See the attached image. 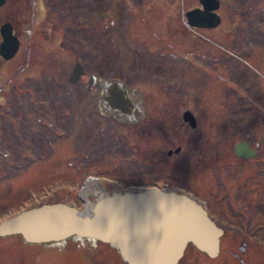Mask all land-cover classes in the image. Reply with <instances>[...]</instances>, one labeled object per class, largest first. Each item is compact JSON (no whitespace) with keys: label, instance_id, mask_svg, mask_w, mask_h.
Listing matches in <instances>:
<instances>
[{"label":"rangeland","instance_id":"374dc122","mask_svg":"<svg viewBox=\"0 0 264 264\" xmlns=\"http://www.w3.org/2000/svg\"><path fill=\"white\" fill-rule=\"evenodd\" d=\"M32 1L5 0L0 8V25L29 13L28 21H17L21 35L16 54L0 59L1 78L32 79L39 94L33 93L32 101L24 91L2 100L7 110L0 113V220L50 200L60 199L81 210L102 194L156 185L190 193L208 206L212 219L219 225L229 224L230 232L243 241L264 239V209L257 208L264 204V160H252V187L241 193L243 199L237 198L236 206L243 212L239 214L222 202L217 167L202 166L193 159L185 163L183 152L173 153L178 145H186L198 152V161L213 162L224 154L222 148L247 135L253 144H264V0H252V45L240 43L249 29L243 17L249 11L238 0H221L220 24L193 31L191 36L171 17L182 18V0L175 5L167 0L148 3L155 4L156 13L146 7L143 14L153 17L156 36L145 32L134 12L129 15V9H137V0H54L36 12L35 19L29 11ZM19 8L15 14L13 10ZM61 9L64 15L57 13ZM167 26L174 33L171 39L164 38ZM169 47L174 50L159 53ZM77 61L85 73L75 85L68 77ZM154 63L161 72L153 70ZM91 76L98 81L92 84L95 89L88 90ZM38 78L47 79L49 85L38 83V88L34 84ZM115 79L129 90L138 111L147 113L144 124L136 121L137 109L130 123L124 114L105 107L103 84ZM22 85L18 83L17 88ZM56 90L62 94L58 99L53 98ZM42 99L47 100V109ZM185 110L195 115L198 130L183 125ZM169 123L178 129L171 130ZM42 125L47 129L40 139L34 129ZM227 169L232 176L227 187L240 191L236 177L244 173L241 164ZM90 177L97 180L95 191L80 194ZM170 182L175 186H169ZM13 241L0 238V254ZM247 248L249 252L254 247ZM259 248L264 251V242ZM192 254L198 256L194 264H213L196 251ZM15 259L10 255L3 264H17ZM55 262L34 257L30 263H63ZM96 264L118 263L112 257H99Z\"/></svg>","mask_w":264,"mask_h":264},{"label":"water","instance_id":"95a60500","mask_svg":"<svg viewBox=\"0 0 264 264\" xmlns=\"http://www.w3.org/2000/svg\"><path fill=\"white\" fill-rule=\"evenodd\" d=\"M4 2L0 0V6ZM201 3L203 11L193 9L187 13L188 24L205 28L220 24L217 13L220 1L201 0ZM0 35V55L8 60L16 54L19 38L9 21L0 25ZM84 73V65L77 61L68 78L76 83ZM94 82L95 76H91L89 89ZM103 86L105 107L133 119L138 104L122 82L112 80ZM183 119L196 126L190 110L184 111ZM235 152L246 158L254 155L246 141H240ZM87 206L86 203L80 210L58 201L18 211L0 221V237L20 235L27 243L54 247L65 245L67 239L79 246L85 242L96 246L102 241L114 248L125 264H177L189 245L209 257L219 253L222 229L210 218L205 205L186 193L154 185L136 186L102 194L90 210Z\"/></svg>","mask_w":264,"mask_h":264},{"label":"flooded vegetation","instance_id":"af4514ba","mask_svg":"<svg viewBox=\"0 0 264 264\" xmlns=\"http://www.w3.org/2000/svg\"><path fill=\"white\" fill-rule=\"evenodd\" d=\"M67 1H71V0H67ZM137 1L139 2V4H137V7L135 6L137 8L136 9L137 11L134 10L133 8H131V9L128 10L129 15L131 14V16H132V14L134 12L133 15L136 14V16L138 18L142 19V23L144 24L145 32H146V30H148V32H150L153 36H156V31H152V29H154L153 25L155 23V22L152 21L153 17L148 19L143 14L144 13L143 10L146 7H150L152 9V10H150V12L153 11L154 14L156 13V9H154V8H156L155 4L148 5L149 2L154 1V0H137ZM155 1L157 3L159 2V0H155ZM219 1H220V5H221V0H219ZM32 2H33V4H31L29 11H30V15L32 16L31 18L35 19L36 18V14L35 13L40 11V10H42L45 7L46 8L49 7V5H52L54 3V0H53V2L50 1V0H33ZM58 2H60V1H58ZM174 2H176V0H167V1H165V3L170 4V5H175ZM238 2L242 3L243 6H245V5L248 6V11H249V15L248 16L247 15L243 16L244 18H246L245 22H247L249 29H248V31L246 33V36H244L245 41L240 40V43L249 44V45L251 44L252 45V0H238ZM181 3H183V7H184L183 10H182V18H181L180 15H178V17L177 16H175V17L171 16V17H172L173 21H178L177 24L179 25L180 30L186 36H191L193 31L208 30L209 29V28H205V27H193L190 24H188L187 13L189 11H191L193 9H200L201 11H203L204 8H203V5L201 3V0H194L193 2H192V0H186L185 3L182 0ZM3 5H1L0 8ZM132 7H134V6H132ZM160 7L161 6H159V9H160ZM38 8H40V9L38 10ZM159 9H158V11H159ZM219 9H220V6H219ZM219 9L217 10V13L221 17ZM20 10L21 9L19 8L18 10L15 9L13 11H14L15 14H17V13L20 12ZM125 10L127 11V9H125ZM235 11L237 12V9H233L232 10V12H235ZM57 13H60L59 15H64V10L61 9ZM28 14L29 13L27 11L24 12L22 15L23 16L25 15V17L24 18L22 17L21 19H19L17 21H28V18H29ZM129 15H128V20L131 18V16H129ZM155 18H156V16L154 15V19ZM261 20L264 22V16H263V18H261ZM6 21H9L12 24L13 33L19 38V36L21 35L20 34L21 32L18 30V24H20V22H17L14 19H9V20H6ZM196 33H199V32H196ZM165 35H166V37H164V38H168V39H171L174 36V33L172 32V28L170 26L165 27ZM167 35H168V37H167ZM0 40H1V36H0ZM237 48L241 49V50H244V51L247 50V48L243 47V46H240V47H237ZM164 50L165 51H162V50L159 51V53L161 55H164V54H166V50L168 51V53H170L171 50H174V49L172 47H169V48H164ZM0 59H3V58L0 56ZM1 63H2V61L0 60V64ZM162 66H163V64H162ZM160 67H161L160 65L155 64V63L152 65L153 70L158 69L159 72L162 71V68H160ZM22 71H23V69H21L18 72V74H22ZM1 72L2 71H1V67H0V107L1 108L3 106L2 100L8 98V96L11 95L12 93H21V92L24 91L23 93H26L27 95L30 96L31 101H32V98H33V93L38 94L37 92H35V89H33L32 79H28V80L25 79V80H20V81H16L15 78L2 79L1 78ZM148 74H149V76H152V70L149 69V73ZM96 79H95V82L98 81ZM144 80H146V79H144ZM22 82H23L22 88L24 87V84H25V90L22 89V88H17L18 83H22ZM47 82H48V80L45 79V78H38V79H36L34 81V84L38 87V83H39L40 86L42 87V86H45V85L48 86L49 83H47ZM78 82H79V80L76 83H72V84L76 85ZM93 86H91V88L89 89L88 85H87V89L88 90H92L93 88L95 89L96 86H94V87ZM55 87L56 86L53 85L54 89H55ZM39 92H40L41 95H43V94L45 95V93H44V91L42 89ZM128 92H129V90H128ZM56 93H59V90H56L55 94ZM129 95L132 98L130 92H129ZM61 96H62V94L59 93L58 97H61ZM132 99L134 100V98H132ZM42 100H40L42 102L41 105L42 106L43 105L46 106V109H47V100L46 99H42ZM31 104H33V102H31ZM5 110H7V108L3 107L2 109H0V113L1 114H5L4 113ZM138 110H139V106L137 108V111ZM123 116H125L128 119L129 122H131V123L134 122L135 116L133 117V119H129L126 114H124ZM182 117H183V115H182ZM194 117H195V115H194ZM146 119H147V113L144 112V111H140L139 112V116L136 119V121H138V123L141 125V124L145 123ZM195 119H196V117H195ZM233 119H235V118H233ZM184 124H187L192 131L198 130L197 119H196V126L195 127L190 126V124L188 122L184 121V119H183V125ZM43 126L44 125H42L41 128H35L34 129L36 134L39 135L38 137L40 139L44 138V134H45L44 132H45V129H47L45 126L44 127ZM167 126L171 130H174V131H176L178 129V127L175 126V123H169ZM40 135H42V136L40 137ZM240 141H246L248 143V145L250 146V148L252 150H254L253 157L252 156L248 157V158L240 157V156H238L236 154L235 146ZM184 146L186 147V145H183V146L182 145H178L177 147L174 148V150H173L174 152L173 153L181 154L183 152L184 154L181 156V159L184 160L185 163L188 162L190 159H193V161L195 163L201 164L202 166L207 164L205 166L210 167V168L211 167H217V185H218L217 188L222 189V191H220L222 193V197H221L222 198V202L225 204V206L228 207L229 210H232L235 213L243 214V212H240V209L236 205L239 202L238 199H243L242 198L243 195H241V193L243 191H245V188L248 187V186L252 187V160H254V161L255 160H260V161L264 160V158H263V156H264V144H262V143H254L253 144L252 140H251V137H249L247 135V136H245V138L239 139L235 144L229 146L228 148H226V147L222 148V151H223L224 154L223 155L220 154L218 159H214L213 162L210 159L198 161V157H199L198 152H194L193 148H191L190 146L186 147V148H184ZM218 155H219V153H218ZM220 157H222V158H220ZM236 163L241 164L242 170H244V173H243V175H239L238 177H236V179H237V181H236L237 184L236 185L240 186V188H239L240 191L233 192L226 185L227 181L232 176L229 175V174L227 175L226 173L228 172L227 168H231ZM249 163L251 165H249ZM25 167H27V166H25ZM250 173H251V175H250ZM92 178H94V177H92ZM239 178H241L243 180H240ZM89 179H91V177ZM248 179H249V181H248ZM73 181H74L73 184H75V183L78 184V180H73ZM241 183H243V184H241ZM86 187L87 186H84L82 188V191H80V194L81 193L85 194ZM70 188H71L70 190H73V191L75 190V186L70 187ZM186 194L191 196L190 193H186ZM59 200L60 199L55 200V201H51L50 200V201H47V202H43L41 204L58 202ZM249 204H251L250 206L252 208V202L251 201H249ZM205 207L207 209L208 214L211 216L210 209L208 208V206L206 204H205ZM241 207H243V206H241ZM257 208H258V210L264 209V204L262 206H260V207L258 206ZM241 211H243V210H241ZM214 221L217 223V219H214ZM217 225L222 229V232H223L221 237H220V251H219L218 255L215 256V257H209V256H206V255H203V254L199 253L200 251H198V249L191 248L190 253H188V254L184 253V255L182 256V258H181V260L179 261L178 264H194L196 262L194 260L198 256L196 254L193 255L192 251L198 252L199 254H201L200 256H202L203 258H206L207 261H209L210 263H213V264H229L228 263V259H231L233 264H264V251L261 248H259L261 243L264 242L263 238H259L257 242H256V240H252V238H250L253 241V244H252V241L248 242L247 239H246V241L244 240L245 241L244 242L242 240L243 239L242 237L237 236L236 233L234 234V233L230 232L231 230L229 229V227H230L229 224H226V223L223 222V223H221V225H219L218 223H217ZM262 227H264V225ZM237 231H240V230L238 229ZM243 235H247V233L244 232ZM249 245L252 246V248L253 247L254 248H253L252 251L248 252V248L247 247ZM187 249H188V247H187ZM187 249L185 250V252L187 251ZM222 251H224L223 254L221 253Z\"/></svg>","mask_w":264,"mask_h":264},{"label":"trees","instance_id":"16d2710c","mask_svg":"<svg viewBox=\"0 0 264 264\" xmlns=\"http://www.w3.org/2000/svg\"><path fill=\"white\" fill-rule=\"evenodd\" d=\"M59 93H54V99H58L60 97H58ZM58 97V98H57ZM131 123V122H130ZM169 186H175L174 183H168ZM130 185V184H127ZM1 239H5V238H13L14 241L12 243V245L10 246L9 250H5L0 254L1 260H0V264H3V262H5L4 259L9 258L10 255H12V257H16L15 262L17 261V264H30V262L34 259V257H39L40 259L43 258V254H45L46 252L49 253V248L45 247L43 244H39V243H27L25 242L22 237L20 235H8V236H3L0 237ZM69 242L67 243L68 248L70 249L72 254H76V256L80 257V258H74V259H70V260H65L63 263L65 264H73L75 263V261L81 260L85 263L91 262L96 264L95 262H93L89 255L87 253H85L83 250L84 248H82L81 246L78 245L77 242L69 239ZM100 247H98V249H111L113 251L114 254H116L117 256H114V258L117 259V261H119V264H125L122 259L120 258L118 252L114 249V248H109L110 246H108V244L103 243V242H99ZM191 248H196L193 245H189L188 249L185 253H190ZM224 248V247H223ZM198 249V248H196ZM52 250L57 251V248H52ZM198 251H200L198 249ZM203 255H206L203 252H199ZM222 254L224 253V251L221 252ZM207 256V255H206ZM4 260V261H3ZM79 262V261H78Z\"/></svg>","mask_w":264,"mask_h":264},{"label":"bare ground","instance_id":"6f19581e","mask_svg":"<svg viewBox=\"0 0 264 264\" xmlns=\"http://www.w3.org/2000/svg\"><path fill=\"white\" fill-rule=\"evenodd\" d=\"M95 186H97V182H96V180L95 179H93V180H90L89 182H88V184H87V187H86V191H85V193H87L89 190H93V191H95ZM101 196V195H100ZM99 196V197H100ZM98 197V198H99ZM97 198V199H98ZM96 199V200H97ZM96 200H90V201H87V204H88V206H87V210H90V208L95 204V201ZM69 239H67L66 241V244L65 245H63V246H56V247H54V246H45V247H48L49 248V254H50V256H43V259L44 260H46V262L48 263V259H55L56 260V262L55 263H57V262H64L65 260H70V259H74L73 257H76V254H72L71 253V251H70V249L68 248V246H67V243L69 242L68 241ZM99 242H102V241H98V243H97V245L96 246H93V245H91L90 244V242H85L84 244H82V248H84V252L85 253H87L88 255H89V257H90V259L93 261V262H95L96 263V261H97V258H99V257H101L102 259H107V257L108 258H114V256H117L116 254H114L113 253V251L111 250V249H104V250H102V249H98V247H100V245H99ZM103 243H105V242H103ZM107 244V243H106ZM108 246H109V244H108ZM219 251H220V242H219ZM52 248H57V251H54V250H52ZM109 248H112L111 246L109 247ZM111 255V257L109 256V255ZM181 260V259H180ZM179 260V261H180ZM115 261L119 264L120 262L119 261H117V259L115 258ZM179 263V262H178ZM177 263V264H178ZM228 263L229 264H233V262H232V260L231 259H228Z\"/></svg>","mask_w":264,"mask_h":264}]
</instances>
